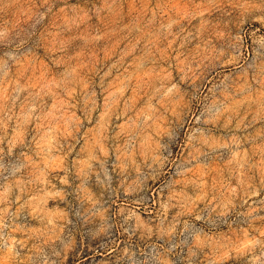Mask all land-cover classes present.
<instances>
[{
  "label": "rangeland",
  "instance_id": "obj_1",
  "mask_svg": "<svg viewBox=\"0 0 264 264\" xmlns=\"http://www.w3.org/2000/svg\"><path fill=\"white\" fill-rule=\"evenodd\" d=\"M0 264H264V0H0Z\"/></svg>",
  "mask_w": 264,
  "mask_h": 264
}]
</instances>
